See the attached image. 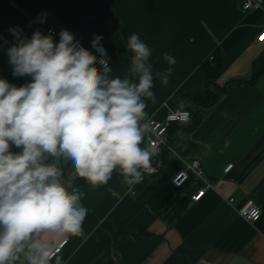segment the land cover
<instances>
[{"label":"crops","instance_id":"crops-1","mask_svg":"<svg viewBox=\"0 0 264 264\" xmlns=\"http://www.w3.org/2000/svg\"><path fill=\"white\" fill-rule=\"evenodd\" d=\"M264 5V0H260ZM243 0H0V78L22 86L29 77L13 75L7 49L16 40L53 27L70 31L93 55L94 35L102 36L114 76L129 74L126 41L138 33L151 49L155 102L147 100L149 119L163 121L176 109H190L188 124L168 131L172 148L155 155L159 172L131 188L122 177L85 193L83 237L67 239L64 264H264V10L242 9ZM47 10V25L28 27L27 20ZM221 50L224 69L206 83L203 64ZM176 60L170 65L164 55ZM171 68L163 85L157 73ZM136 79V78H133ZM218 93L210 107L194 95ZM145 147V143L142 144ZM200 161L201 175L190 173L181 187L171 180L183 161ZM233 163L230 172L225 167ZM69 169H65L66 175ZM166 178L173 197L159 211L150 207L158 183ZM201 190L205 193L194 200ZM252 205L262 215L254 224L242 214ZM109 225L120 233L114 244ZM54 264V261H53Z\"/></svg>","mask_w":264,"mask_h":264},{"label":"clouds","instance_id":"clouds-1","mask_svg":"<svg viewBox=\"0 0 264 264\" xmlns=\"http://www.w3.org/2000/svg\"><path fill=\"white\" fill-rule=\"evenodd\" d=\"M9 31L13 75L30 82L17 87L0 78V264H64L57 240L83 237L88 215L75 182L95 189L117 173L131 188L150 165L153 153L141 145L146 101L155 102L151 49L131 34L129 74L121 78L100 35L91 41L97 68V56L66 29L59 43L39 30L31 38ZM170 73L156 75L167 85Z\"/></svg>","mask_w":264,"mask_h":264},{"label":"built area","instance_id":"built-area-1","mask_svg":"<svg viewBox=\"0 0 264 264\" xmlns=\"http://www.w3.org/2000/svg\"><path fill=\"white\" fill-rule=\"evenodd\" d=\"M254 8H262L264 10V5L260 0H243L242 9L243 10H251ZM50 13L47 10L40 12L38 15L28 18L27 26L32 27L36 26L40 29H43L48 22ZM46 33L49 35H55V30L53 27L48 28ZM259 42H264V27L261 29L258 37ZM80 46L86 48L84 44L80 41H76ZM87 49V48H86ZM98 60L96 63L97 68H101L99 64V55H96ZM191 111L190 109H176L169 112L166 118L163 121H158L155 119H149L147 123L149 124V131L145 135V147H147L153 155L150 159V165L146 171L143 173V177L141 181H144L146 178L153 176L159 172V169L155 163V155L161 149H168L174 153V155L179 156L178 153L172 148L169 138L168 131L174 124L185 125L188 124L191 120ZM184 163V167L179 170L177 175L171 180V184L174 187H181L186 180H188L190 173L196 174L198 176L201 175L200 169V161L193 160L191 162H187L182 160ZM234 167L233 163L228 164L224 171L228 173ZM205 193V190H201L196 196L193 197L194 200H199L201 196ZM262 215V211L259 206L252 205L249 206L245 212H243V219L249 224L256 223ZM67 243V239H63L60 242H57V247L60 248V253L62 252L64 246ZM59 253V254H60Z\"/></svg>","mask_w":264,"mask_h":264},{"label":"trees","instance_id":"trees-1","mask_svg":"<svg viewBox=\"0 0 264 264\" xmlns=\"http://www.w3.org/2000/svg\"><path fill=\"white\" fill-rule=\"evenodd\" d=\"M211 59L212 60L205 62L203 64V68L205 69L206 72V83L216 82V79L222 74V71L224 69L223 56L219 48L214 51ZM218 97H219L218 93H213L210 92L209 89H206L202 93H198L194 95L193 98L194 100L198 99L202 106L210 107L218 100ZM143 143H145V138ZM119 177H120L119 174L114 173L111 181ZM75 184L77 186H81L83 184H86V182L78 179L75 182ZM172 197H173L172 189L168 185L167 179L164 178L158 183V185L155 188L154 195L150 200V207L152 208L153 211L157 212L160 209H162L170 201ZM92 218L93 215L88 213L86 219H92ZM106 227H108V229L112 231V234L114 236V244L117 243L118 236L120 235V233H125V232H116L109 225H107Z\"/></svg>","mask_w":264,"mask_h":264}]
</instances>
